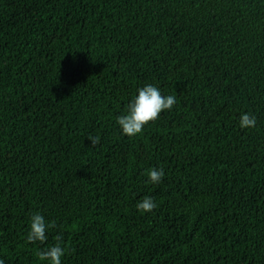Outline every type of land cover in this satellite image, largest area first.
Masks as SVG:
<instances>
[{
    "label": "trees",
    "instance_id": "trees-1",
    "mask_svg": "<svg viewBox=\"0 0 264 264\" xmlns=\"http://www.w3.org/2000/svg\"><path fill=\"white\" fill-rule=\"evenodd\" d=\"M146 83L177 104L129 138ZM57 236L63 264H264V0H0V258Z\"/></svg>",
    "mask_w": 264,
    "mask_h": 264
},
{
    "label": "clouds",
    "instance_id": "clouds-1",
    "mask_svg": "<svg viewBox=\"0 0 264 264\" xmlns=\"http://www.w3.org/2000/svg\"><path fill=\"white\" fill-rule=\"evenodd\" d=\"M177 104V96L174 94L165 95L156 83H146L137 88L136 93L127 103L125 111L120 114L116 123L119 131L131 138L144 132L145 126L161 117V114L173 110ZM258 118L252 112H241L238 117V126L241 129L256 128ZM88 139L91 144H99L101 137L99 135ZM166 173L163 167L153 166L147 170V183L160 184L163 182ZM155 198L151 195L143 196L136 203L137 211L144 213L152 212L157 208ZM55 224L45 218L41 212H34L29 219L27 240L31 243L37 241L45 242L48 240V231ZM58 242L41 250L38 258L46 264H63V258L67 254V248L62 243V237H56ZM0 264H5L4 259L0 258Z\"/></svg>",
    "mask_w": 264,
    "mask_h": 264
}]
</instances>
